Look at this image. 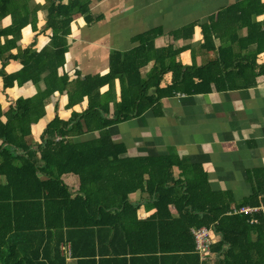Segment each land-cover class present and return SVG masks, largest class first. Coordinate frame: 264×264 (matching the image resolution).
<instances>
[{
	"label": "trees",
	"instance_id": "16d2710c",
	"mask_svg": "<svg viewBox=\"0 0 264 264\" xmlns=\"http://www.w3.org/2000/svg\"><path fill=\"white\" fill-rule=\"evenodd\" d=\"M64 1L50 0L47 7L46 28L52 31L48 46L40 52L28 48L15 54L22 31L34 14L28 0H0L1 20L13 18L12 26L0 25V61L4 63L0 77L6 88L29 81L38 87L36 94L19 97L7 110L0 102V264H66L61 243L72 244L78 264H99L98 258L106 255L126 263L128 257H147L165 264L172 260L175 264H206L192 232L201 226L222 235L211 248L217 257L215 264H264V211L256 212L253 216L258 222L251 223V215L231 213L232 203L211 192L209 186L174 182L170 171L178 162L172 157H123L126 145L114 141L108 129L115 122L143 113L163 96L211 91L204 85L217 83V78L204 77L197 83L203 70L182 68L173 71L169 86L159 88L167 72L162 64L166 66L168 57L163 54L144 80L140 70L153 55L149 46L142 44L132 53L119 55L121 63L107 75L70 81L67 73L60 74V68L65 67L74 15H84L86 4L84 0ZM251 4L258 9L256 15L264 12L261 0ZM252 29L251 33L264 35L258 24ZM12 60L19 61L22 69L8 74L6 67ZM116 79L122 83L121 100L110 119L105 116L108 106L101 103L100 89ZM152 86L159 95L149 94ZM64 91L69 95V108L87 96L90 108L82 114L73 112L69 120L56 115L41 140L34 143L33 124L46 115L50 97ZM65 175L79 178L77 192L65 184ZM140 190L152 196V207L157 209L144 221L137 217L139 205L129 199ZM171 205L178 216L170 215ZM244 205H264V184L240 204ZM100 243L125 244L104 249Z\"/></svg>",
	"mask_w": 264,
	"mask_h": 264
},
{
	"label": "crops",
	"instance_id": "0c3cea01",
	"mask_svg": "<svg viewBox=\"0 0 264 264\" xmlns=\"http://www.w3.org/2000/svg\"><path fill=\"white\" fill-rule=\"evenodd\" d=\"M84 1L85 14L76 13L71 24L69 49L60 74L67 73L70 81L87 75L105 76L112 67L119 66L122 61L119 55L132 53L144 44L153 55L140 70L144 80H148L163 54L168 57L166 66L162 64L167 72L159 88L169 86L173 71L182 68L202 69V78L197 83L203 82L204 77L217 78V83L204 85V89L212 88L211 91L163 96L143 113L115 122L108 129L114 141L126 145L123 157H172L178 162L170 171L174 182L209 186L211 192L221 195L225 202L230 201L232 208L239 207L259 184H264V72H261L264 71V35L251 33L253 24L264 30V12L256 15L258 9L251 4L252 0ZM28 2L34 16L23 29L15 54L28 48L40 52L48 46L52 35L46 28L50 0ZM261 4L264 5L263 0ZM234 6H241L242 10L231 11ZM253 12L255 15L250 17ZM12 24V16L1 20L0 13L2 28ZM2 40L5 43L6 38ZM173 53L175 58L169 59ZM3 67L0 61V71ZM21 69V63L16 60L6 67L8 74ZM121 86V81L116 79L100 89L101 103L108 106L105 116L110 119L114 118L115 106L121 100ZM37 91L32 81L6 88L4 78L0 77V102L6 110L19 97H31ZM149 94L157 96L159 91L152 86ZM68 103L67 91L55 92L50 97L46 115L33 124L34 143L41 140V134L56 115L69 120L73 112L82 114L90 108L89 96L71 108ZM63 181L74 192L79 190L77 176L65 175ZM129 199L139 205V220H148L156 214L152 196L145 190L131 194ZM169 212L173 217L178 216L173 205ZM210 229L213 243H217L222 235ZM124 244L100 243V246L120 248ZM60 249L66 264H78L71 243H61ZM116 259L113 255L98 258L99 264H165L147 257H128L127 263ZM216 261L212 252L209 264ZM171 264H175L174 260Z\"/></svg>",
	"mask_w": 264,
	"mask_h": 264
},
{
	"label": "built area",
	"instance_id": "2783aa9c",
	"mask_svg": "<svg viewBox=\"0 0 264 264\" xmlns=\"http://www.w3.org/2000/svg\"><path fill=\"white\" fill-rule=\"evenodd\" d=\"M263 28H264V19H263ZM259 211H264V205L256 206V207L250 206V205L233 207L231 213H234V214L244 213L247 215L249 214L251 215L250 222L257 223L258 219L253 215ZM192 232L195 236L196 249L200 254L201 260L203 262H206V264H209V260L212 255L211 248H212V245L214 244L213 238L211 236L210 227H207V226L194 227L192 228ZM68 253L69 255H71L70 248H68Z\"/></svg>",
	"mask_w": 264,
	"mask_h": 264
}]
</instances>
